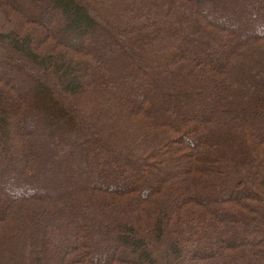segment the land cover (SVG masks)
<instances>
[{"label":"trees","instance_id":"1","mask_svg":"<svg viewBox=\"0 0 264 264\" xmlns=\"http://www.w3.org/2000/svg\"><path fill=\"white\" fill-rule=\"evenodd\" d=\"M0 264H264V0H0Z\"/></svg>","mask_w":264,"mask_h":264}]
</instances>
